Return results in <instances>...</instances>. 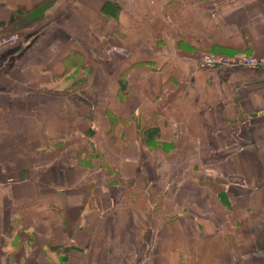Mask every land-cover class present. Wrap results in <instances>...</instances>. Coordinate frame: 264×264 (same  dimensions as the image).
<instances>
[{
  "label": "crops",
  "instance_id": "1",
  "mask_svg": "<svg viewBox=\"0 0 264 264\" xmlns=\"http://www.w3.org/2000/svg\"><path fill=\"white\" fill-rule=\"evenodd\" d=\"M108 1L0 0V34L20 36L0 51V161L25 163L8 184L0 168L20 217L3 231L29 244L11 264H264V67L197 64L264 56V0ZM184 177L220 203L167 221ZM146 219L156 246L136 250Z\"/></svg>",
  "mask_w": 264,
  "mask_h": 264
},
{
  "label": "rangeland",
  "instance_id": "2",
  "mask_svg": "<svg viewBox=\"0 0 264 264\" xmlns=\"http://www.w3.org/2000/svg\"><path fill=\"white\" fill-rule=\"evenodd\" d=\"M44 10H45V7L41 8L40 13L41 12L43 13ZM24 14L27 15L29 18H33L32 16H39L38 13H36L34 15H31V14L28 15L27 13H24ZM12 32H15V31H12ZM5 33H9V32H5ZM114 49L118 50V51H122V49H117L116 47ZM208 53H209L208 51L200 52L198 54V58L200 59L203 56H205V54L208 55ZM210 53L211 54L212 53L220 54L222 56L233 57V58H238V57H241L242 55H247L246 53H239V52L237 53V52H232V51L231 52H210ZM198 58H197V61L199 60ZM197 64H198V66H200L199 62H197ZM200 67H204V66L201 65ZM72 73H74V72H71L70 75H72ZM183 148H185V147H183ZM11 149H13V147H11ZM13 153H14L13 150L12 151H7L5 153L2 151V152H0V155H2L8 161L9 157H10L11 160L14 159V154ZM3 157H1V159ZM16 164L18 166H20V167L25 165V163L21 162V161H17L15 163H14V161L7 162V163L0 161V168L2 166L6 167L7 179L6 178H2V181H3L4 184H8V183H11V181L12 182L15 181V179L12 180L11 177L12 178L15 177L14 172L16 171V169H18ZM211 164L213 165V167L215 169H218L220 164H221V161L220 160L219 161H215L214 160V161L211 162ZM170 171H171V168H170ZM119 180H121V179H119ZM169 180H172V183H173L174 180H177V179H174V180L173 179H169ZM181 180H182L181 181L182 182L181 186L178 187V188H179V190L181 189L183 192L181 194L179 193V195H181V196H179L180 198L178 197V199H179L178 207L179 208L182 207L183 210H177V209L169 210L168 209L167 212H166L167 213V215H166L167 221H169L171 219L174 220V218H170V217H173L178 212H183L181 217H186V218L189 217V218H192L193 220L197 221L198 217H200V215L198 213L201 212V213L204 214L205 210L209 208V204H211V202L214 201L215 196L213 197V188L216 187L217 183L215 184V182H212L211 184L208 185V183H206V182H201L200 178L195 179V178H191V177H184V178H181ZM3 185L2 186L0 185V231L2 230V232H0L1 233V235H0V246H1V248H0V264H11V260L13 259V256L9 255L8 253L16 251V250L28 249L29 248V244H25L24 243V245H23V243L20 242L18 238H17L18 241L16 240V238H14V239L13 238H6V236L12 234L13 230L12 229L10 230L9 228H7V231H3L4 221L7 218H11L12 224H14L13 222L18 220L20 217H19V214L15 211L14 207H15L16 203L13 201L14 198L12 196L10 188H6L7 186H3ZM125 186H126L125 183L118 182V185L115 186V187H117L116 191L113 190V192H114L113 196H114L115 202L117 203L118 206L124 207V208H126V205H127V203L125 201V198H124V196H126V187ZM109 188H111V185H110ZM171 190H174V189L172 188ZM169 198H170L169 201H172L171 197H169ZM215 200H216V198H215ZM134 201L139 204V201L136 198H135ZM217 201L220 203V200H216V202ZM210 208H211V206H210ZM126 213H129L130 217H134L135 218V217H140L141 214H142V211H140L139 209L138 210L130 209L128 211L127 210H119L117 215H119V217H121V216L126 217ZM196 216H197V218H196ZM177 218L178 217H176L175 219H177ZM144 222H145V224L141 225V223H140L138 225H134L130 229L131 233H133V232H135V233L141 232V233L149 234V237H146V239H145L147 241H145V242H144V240H143V242L135 241L133 243L134 244V249L141 250L142 249L141 244L142 245L146 244V248L145 249H147L148 251H151V249L156 244V240H157L156 236H157L158 231H157V227L152 225L153 224V220L146 219ZM170 227H174L173 229L179 230V231H180V229H183V228H186L188 230L190 229V226H189L188 223H185L182 227H180V226L175 227V226L167 225L166 229H169ZM193 228H195V227H193ZM193 228H192V230H193ZM17 230H18V232H17L18 235L20 234L23 238L25 237L26 234L29 235L30 233H32L28 229V227H25V228L20 227ZM185 233L186 232H183V235ZM190 233L192 234L193 232H190ZM190 233H187V234L190 235ZM3 235H5V238H4ZM188 235H186L187 238H189ZM168 236H171V234L168 233V231H166V235H165L164 239L167 240ZM1 238H2V241H1ZM140 239H141V237H140ZM184 239L185 238H183V240ZM120 245H121L122 249H126V247H123V243L122 242L120 243ZM120 245H119L118 248H120ZM167 245H168V243H167ZM24 246H26V247L24 248ZM112 246L116 247L117 243H116V246L113 245V244H112ZM2 247H6V248H2ZM3 250L6 251L5 254H4V252H2ZM132 260H133L134 264H138L141 261H145L144 258L142 259L140 257H135Z\"/></svg>",
  "mask_w": 264,
  "mask_h": 264
},
{
  "label": "built area",
  "instance_id": "3",
  "mask_svg": "<svg viewBox=\"0 0 264 264\" xmlns=\"http://www.w3.org/2000/svg\"><path fill=\"white\" fill-rule=\"evenodd\" d=\"M20 36L17 32L1 33L0 34V51L6 46L14 45L18 42ZM199 59V58H198ZM200 66L204 67H247L257 68L264 67V56L252 54L242 55L238 58L222 56L220 54L208 53L200 58Z\"/></svg>",
  "mask_w": 264,
  "mask_h": 264
},
{
  "label": "trees",
  "instance_id": "4",
  "mask_svg": "<svg viewBox=\"0 0 264 264\" xmlns=\"http://www.w3.org/2000/svg\"><path fill=\"white\" fill-rule=\"evenodd\" d=\"M109 3H111V4H113V5H116V6H115V12H116L117 10H119L120 5L118 4V1H117V0H114V1H112V2L108 1V3L105 2V4H109ZM113 11H114V10H113ZM103 12H104V8H103ZM115 12H114L113 14H115Z\"/></svg>",
  "mask_w": 264,
  "mask_h": 264
}]
</instances>
